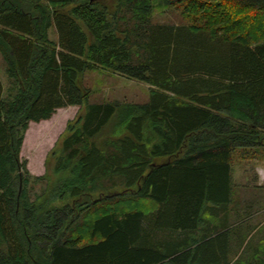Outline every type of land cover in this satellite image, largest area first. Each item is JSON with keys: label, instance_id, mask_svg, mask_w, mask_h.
<instances>
[{"label": "trees", "instance_id": "obj_1", "mask_svg": "<svg viewBox=\"0 0 264 264\" xmlns=\"http://www.w3.org/2000/svg\"><path fill=\"white\" fill-rule=\"evenodd\" d=\"M0 58V264H264L233 184L264 161V0H0ZM98 68L151 101L90 103ZM69 107L31 174L29 125Z\"/></svg>", "mask_w": 264, "mask_h": 264}, {"label": "rangeland", "instance_id": "obj_2", "mask_svg": "<svg viewBox=\"0 0 264 264\" xmlns=\"http://www.w3.org/2000/svg\"><path fill=\"white\" fill-rule=\"evenodd\" d=\"M153 23L181 25L182 20L179 15L173 12L155 14ZM51 38L56 39L55 32L51 33ZM2 68V69H1ZM0 75L6 81L5 68L2 67L0 58ZM85 87L97 90L90 97V103H135L147 104L151 101L152 88L135 79L111 73L98 68L88 71L84 75ZM80 108H65L47 121L40 123L32 122L26 133L21 151V159L26 161L29 171L35 176H42L45 173V162L48 154L64 133L67 123L73 120ZM233 184L238 195V203L241 211L252 214L251 225L262 226L264 224V211L258 212V207L264 210V161L260 158L243 160L234 167ZM41 185L36 187V192L41 190ZM258 226L257 228H260ZM242 235L240 246L238 240H234L230 252V259L234 262L237 257L248 251L260 236L257 230H253L251 235ZM248 236L243 244V239Z\"/></svg>", "mask_w": 264, "mask_h": 264}, {"label": "crops", "instance_id": "obj_3", "mask_svg": "<svg viewBox=\"0 0 264 264\" xmlns=\"http://www.w3.org/2000/svg\"><path fill=\"white\" fill-rule=\"evenodd\" d=\"M69 108H71V109H72V108H75V107H69ZM59 110H63V109H59Z\"/></svg>", "mask_w": 264, "mask_h": 264}, {"label": "bare ground", "instance_id": "obj_4", "mask_svg": "<svg viewBox=\"0 0 264 264\" xmlns=\"http://www.w3.org/2000/svg\"><path fill=\"white\" fill-rule=\"evenodd\" d=\"M252 38V37H251ZM242 258V257H241Z\"/></svg>", "mask_w": 264, "mask_h": 264}]
</instances>
